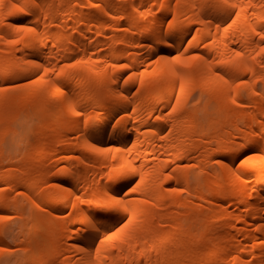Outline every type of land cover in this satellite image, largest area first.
<instances>
[{"label":"bare ground","instance_id":"1","mask_svg":"<svg viewBox=\"0 0 264 264\" xmlns=\"http://www.w3.org/2000/svg\"><path fill=\"white\" fill-rule=\"evenodd\" d=\"M263 90L264 0H0L19 264H264Z\"/></svg>","mask_w":264,"mask_h":264},{"label":"rangeland","instance_id":"2","mask_svg":"<svg viewBox=\"0 0 264 264\" xmlns=\"http://www.w3.org/2000/svg\"><path fill=\"white\" fill-rule=\"evenodd\" d=\"M13 73H15V71H11L12 75ZM7 80H8L7 83L8 85L14 86L23 82L24 79H22L21 77L10 76V78H8ZM259 86L261 87L262 85L260 84ZM263 96H264V90H263ZM29 114L30 115L27 114L28 116L23 115L22 105H19L15 110V114L10 118L9 122L12 123L13 126L16 128V130L21 133L24 130L25 123L29 122L27 120H32L33 117V120L35 121V118L39 116V114L36 111H34V114L32 113ZM33 120L30 122H33ZM47 120H49V118L44 119L43 123H45ZM19 136L20 134L12 138L11 140L13 145L12 147L19 148V146L14 145L17 142ZM29 136H30L31 144L27 146L26 152L29 155H32L36 148L35 141L38 136V132L35 130H30ZM12 147L6 146L7 149L9 148L12 149ZM213 165L215 166L214 163ZM38 173L39 172L36 171L35 175L37 176ZM24 183L25 180L22 179L21 181L17 182L14 189L10 190L8 197L13 196L14 202L6 203L5 201H0V206L4 208L8 207L11 210V212L6 214L9 215L7 219L0 220V243L1 246H3L4 248V249L2 248L0 249V264H19V260L21 257L20 246L25 242V236L30 231L33 220L37 217L36 216L37 210L35 207L32 206V203L34 202V198L28 197L24 193L23 194L20 193L21 191H23L22 187ZM37 188L39 189L40 187L37 186ZM7 204H11V205H7ZM84 234L85 232L83 233V235ZM34 245L35 244L32 243V246ZM29 253L31 254V250ZM26 254L28 255V251L26 252Z\"/></svg>","mask_w":264,"mask_h":264}]
</instances>
